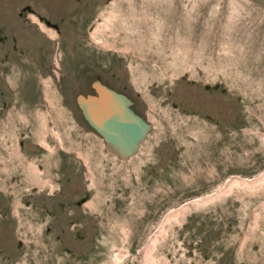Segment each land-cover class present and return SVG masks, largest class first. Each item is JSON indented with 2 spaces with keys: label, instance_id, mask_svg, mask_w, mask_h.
<instances>
[{
  "label": "rangeland",
  "instance_id": "374dc122",
  "mask_svg": "<svg viewBox=\"0 0 264 264\" xmlns=\"http://www.w3.org/2000/svg\"><path fill=\"white\" fill-rule=\"evenodd\" d=\"M31 1L70 18L0 62V264H264V0ZM96 79L152 125L129 159L77 107ZM85 195L70 253L19 228L27 198Z\"/></svg>",
  "mask_w": 264,
  "mask_h": 264
},
{
  "label": "flooded vegetation",
  "instance_id": "af4514ba",
  "mask_svg": "<svg viewBox=\"0 0 264 264\" xmlns=\"http://www.w3.org/2000/svg\"><path fill=\"white\" fill-rule=\"evenodd\" d=\"M10 1H14L16 3L15 6L9 10L8 16L7 12L4 13L7 16L5 20H0V62H42L43 59L47 58V55H43L44 50L57 40V36L63 34L62 27L65 25L64 22L70 17H66L67 14L63 16L60 13L55 15L50 6L43 8L42 5L40 6L39 3L31 0ZM47 29L50 33H53V36L49 35ZM1 112L2 109L0 110ZM27 135L20 133L21 146H23L22 140L29 136ZM35 148L38 150L42 149L39 156L49 154V150L44 146L38 144ZM33 189L39 190L36 187L31 190ZM88 200L89 196L87 195L74 201L58 198H27L23 206L26 210L34 213L29 218L33 220H23V224L19 223V228L24 229L28 221H34L40 227L38 233L41 237L55 240L57 244L64 247L67 253H70V248L63 245L66 243L65 238L70 235L79 236V234H76L80 231L79 229L87 232L81 216L88 214ZM73 207L79 211L77 214ZM0 217L2 219L7 217L6 212L2 211ZM87 226L93 227L92 224L88 223ZM97 227L95 225L93 229L96 230ZM20 243L18 241L17 245H20Z\"/></svg>",
  "mask_w": 264,
  "mask_h": 264
},
{
  "label": "water",
  "instance_id": "95a60500",
  "mask_svg": "<svg viewBox=\"0 0 264 264\" xmlns=\"http://www.w3.org/2000/svg\"><path fill=\"white\" fill-rule=\"evenodd\" d=\"M94 93L77 94L75 101L88 125L102 138L107 151L126 160L138 153L152 125L132 108L131 99L96 79Z\"/></svg>",
  "mask_w": 264,
  "mask_h": 264
},
{
  "label": "bare ground",
  "instance_id": "6f19581e",
  "mask_svg": "<svg viewBox=\"0 0 264 264\" xmlns=\"http://www.w3.org/2000/svg\"><path fill=\"white\" fill-rule=\"evenodd\" d=\"M14 133V132H13ZM13 135H15V134H13ZM16 137V136H15ZM8 138V137H7ZM11 139V138H10ZM18 139V138H17ZM48 150V149H47ZM50 151V150H49ZM241 185V184H240ZM41 189V188H40ZM172 216H174V215H172Z\"/></svg>",
  "mask_w": 264,
  "mask_h": 264
}]
</instances>
